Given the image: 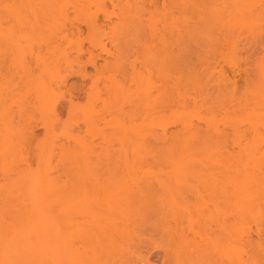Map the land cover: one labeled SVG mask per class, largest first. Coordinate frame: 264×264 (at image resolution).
<instances>
[{
  "label": "rangeland",
  "instance_id": "1",
  "mask_svg": "<svg viewBox=\"0 0 264 264\" xmlns=\"http://www.w3.org/2000/svg\"><path fill=\"white\" fill-rule=\"evenodd\" d=\"M144 1L148 4L151 0ZM164 1L157 0V10L145 11L141 24L122 40L111 27L122 4L126 6L125 0L119 6L112 0H0V246L11 244L24 226L33 230L24 245L17 239L18 246H64L65 237L75 227L63 229L64 215L50 214V199L65 180V171L75 173L107 162L109 139L113 163L124 170L135 169L132 182L128 180L131 187L146 176L156 177L166 166L158 159L160 151L148 145L154 140V131L161 132L151 105L158 85L170 82L175 74L157 59L144 64L150 48L165 52L177 43L181 55L189 44L193 49L195 74L188 80L184 65L177 70L180 119L168 131L211 134L236 120L246 124L249 119L264 118L263 104L229 112L214 103L219 97L215 85L222 78L237 80L235 91L230 92L229 86L221 99L225 105L237 108L248 97L264 93V41L259 43L255 37L260 27L264 30V10L258 0ZM97 8L105 11L97 13ZM91 14H97L96 23L103 25L95 37L104 46L92 48L90 30L76 20ZM190 27L191 41L187 33ZM76 37L85 38L84 45L92 51L96 65L102 66L106 60L113 66L96 70L88 63L85 72L90 76H70L63 84L60 79L70 68L65 70L66 60L76 58L69 40ZM88 56L85 51L80 57ZM70 65L78 68L77 63ZM120 65L126 71L123 76ZM210 77L213 79L208 81ZM111 82L113 107L109 115L102 98L108 99L103 85ZM71 83L85 86L74 99L77 106L73 110L69 109ZM54 100L60 102L58 111L48 112L41 120V105L47 101L53 104ZM108 120H113L114 134L105 140L102 132L109 130ZM42 121L53 125V135L48 139ZM45 139L47 143L42 146ZM158 145L173 148L168 142L159 141ZM39 174L41 180L36 178ZM261 228L264 230V222ZM157 254L160 252L150 261H155Z\"/></svg>",
  "mask_w": 264,
  "mask_h": 264
},
{
  "label": "bare ground",
  "instance_id": "2",
  "mask_svg": "<svg viewBox=\"0 0 264 264\" xmlns=\"http://www.w3.org/2000/svg\"><path fill=\"white\" fill-rule=\"evenodd\" d=\"M121 1L112 0L117 6ZM175 2L170 0V3ZM164 3L163 7L166 6ZM125 4H122L119 16L116 15L118 20L111 21L112 33L122 40L141 24L145 11L153 12L158 7L157 0L148 4L144 0H125ZM258 5L264 10V0H258ZM104 11L97 8V13ZM97 18V14L76 18L90 30L92 48L104 46L95 37V32L99 34L103 30V25L96 23ZM187 33L191 41L192 27ZM255 37L257 42L263 43L261 27ZM84 39L69 40L76 58L66 60L65 70L70 68L60 79L63 84L70 76L80 75L82 79L90 76L85 72L88 63L96 70L113 66L106 60L102 66L96 65ZM172 45L174 47L165 52L150 48L144 60V64L151 59L167 64L175 74L170 82L158 85L151 105V113L157 118L161 132L154 131V140H149L148 145L160 151L158 159L166 166L156 177L146 176L131 187L128 180L132 182L135 169L124 170L113 163L109 139L107 162L81 168L75 173L65 171V180L50 199V214L54 217L64 215L63 229L70 225L75 227L65 240L63 238L64 246L60 243H55L56 246H18L17 239L24 245L33 230L24 226L11 244L0 246V264H264V230L261 228L264 222V118L249 119L246 124L236 120L226 128H216L211 134L201 131L181 135L179 131H168V127L178 124L180 119L177 70L184 65L188 80L195 74L191 44L183 55L177 43ZM85 51L89 56L82 59L80 56ZM183 59L184 63L181 62ZM71 63H77L78 68L72 67ZM119 68L123 76L126 73L124 66ZM56 69L58 71L59 67ZM211 79L213 77L208 81ZM236 85L237 80L233 78H222L215 85L219 95L214 102L216 107L231 112L264 105V93L248 97L237 108L225 105L221 99L229 86L233 93ZM113 86V82L103 85L108 99L102 100L109 115H112ZM84 87L78 83L70 84L69 109L76 108L73 101L79 98V92L85 91ZM59 103L47 101L42 104L44 113L39 118L43 120V115L50 111L56 113ZM167 119L170 121L164 123ZM107 125L109 130H102L105 140L114 134L113 120H108ZM42 127L46 139L53 135L51 123L42 121ZM46 139L40 143L42 146L47 143ZM159 141L171 143L173 148H162ZM36 178H41V174ZM83 216L85 220H76ZM188 232H191L190 236ZM157 252L160 254L155 261H150Z\"/></svg>",
  "mask_w": 264,
  "mask_h": 264
}]
</instances>
